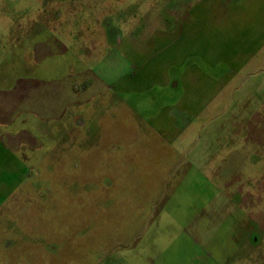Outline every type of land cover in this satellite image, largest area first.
<instances>
[{"label":"rangeland","instance_id":"374dc122","mask_svg":"<svg viewBox=\"0 0 264 264\" xmlns=\"http://www.w3.org/2000/svg\"><path fill=\"white\" fill-rule=\"evenodd\" d=\"M61 1L0 0L2 81L31 71L16 38L28 45L24 35L47 4L63 12L56 35L110 83L160 47L159 59L189 76L178 88L148 76L147 90L106 89L71 131L58 122L48 136L33 128L41 142L34 155L24 146L0 156V264H264V47L239 71L221 58L224 40L237 42L239 31L211 14L220 0H124L71 13ZM187 4L195 6L183 22ZM169 5L182 19L178 34ZM125 21L145 25L139 38L161 30L177 41L141 60L124 56L106 25ZM70 57L48 61L69 67ZM168 113L178 129L167 133Z\"/></svg>","mask_w":264,"mask_h":264},{"label":"crops","instance_id":"0c3cea01","mask_svg":"<svg viewBox=\"0 0 264 264\" xmlns=\"http://www.w3.org/2000/svg\"><path fill=\"white\" fill-rule=\"evenodd\" d=\"M92 1L96 3H92ZM116 1L124 3V0H63L61 2L64 3L65 11L71 13L77 11L79 7L82 8L90 4L111 10ZM218 3L220 5H209L211 14L219 13L223 16L217 21H220L225 30L239 31L233 39L237 42L233 41L232 43V39L229 40L228 37L224 40L223 47L219 52L223 54L221 58L225 61L237 63L238 69L235 70L239 71L243 65L252 61V57L260 53L264 47V0H220ZM194 6L193 4L184 5L183 22L187 21V10H192ZM166 11L171 13L174 16L173 20L176 21L177 8L170 9L169 5ZM114 12L113 10L112 13ZM56 15H63V12L47 4L39 9L38 19L32 22V26L24 35L28 45L21 41V37L16 38L15 44L21 49L26 47V53L31 54L32 66L30 72H22L7 81L0 79V156L6 155L8 151L11 153L20 151L24 146H26L29 156L34 155L41 142L32 130L33 128L38 129L42 135L48 136L51 131L47 129V125L58 122L60 127L63 125L65 130L71 131L80 122L84 110L87 109L85 106L95 102L106 89L113 91V95L147 90L151 86V84L147 85L149 83L146 81L148 76L155 77L153 81L165 87L178 88L180 83L189 76L188 71L186 73L178 72L179 62L159 59V54L164 53L166 47H160L159 54L144 59L150 55L149 50L157 46L158 43L176 42L177 39L171 40V37L175 36L174 32L155 30L151 36L139 38L138 35L141 34L137 31H141L145 25H142V22L125 21L120 27L106 25L108 28L116 30V32H112L110 40L116 50H121L124 56H131L137 60H141L143 57L144 60L135 63L136 72L117 76V79L110 83L104 75L89 68L85 60H82L79 55H75V52L66 46V39L56 35L55 30L62 22L61 16L57 19ZM178 18L180 22L177 23L175 34H178L177 31L183 26L181 17L178 16ZM169 26L171 25L167 24V27ZM64 31L67 32V36L72 37L75 28L69 23L65 26ZM235 43L245 46V51L241 50V55L235 50ZM63 45L64 48L61 49L60 46ZM65 53L72 56L68 62L69 67L68 65L57 67L48 61L51 56ZM14 56L15 59H12L15 62L14 65L19 66L22 70L24 68L23 55L16 53ZM3 57L4 59L12 58L9 53ZM148 63L149 69L146 68ZM41 64L44 66L41 67ZM72 64L78 66L75 67ZM4 71L5 67L1 65L0 73L4 74ZM180 105H177V108L182 109L183 107ZM164 122L167 124L165 132H173L178 129V120L173 114L168 113ZM41 125L42 130H40ZM158 129L160 132H164L161 127ZM56 135L58 136V134H55L56 140H60ZM0 184H2L1 179ZM4 238L5 240L1 243L8 248L11 242L3 235Z\"/></svg>","mask_w":264,"mask_h":264}]
</instances>
